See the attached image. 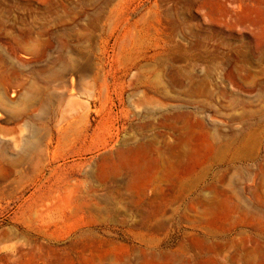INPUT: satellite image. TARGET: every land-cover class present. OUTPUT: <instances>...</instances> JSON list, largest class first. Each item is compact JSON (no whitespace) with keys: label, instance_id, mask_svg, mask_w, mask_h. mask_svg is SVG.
Masks as SVG:
<instances>
[{"label":"rangeland","instance_id":"1","mask_svg":"<svg viewBox=\"0 0 264 264\" xmlns=\"http://www.w3.org/2000/svg\"><path fill=\"white\" fill-rule=\"evenodd\" d=\"M0 264H264V0H0Z\"/></svg>","mask_w":264,"mask_h":264},{"label":"bare ground","instance_id":"2","mask_svg":"<svg viewBox=\"0 0 264 264\" xmlns=\"http://www.w3.org/2000/svg\"><path fill=\"white\" fill-rule=\"evenodd\" d=\"M65 131H66V129H64ZM68 131V130H67ZM62 133H64L63 131H62ZM66 135V134H65ZM234 219V218H233ZM233 219H231V218H227V222L229 221V226L231 227V228H233V229H235L236 227H237V223H236V221L235 220H233ZM229 227V228H230ZM253 258H254V256H253Z\"/></svg>","mask_w":264,"mask_h":264},{"label":"crops","instance_id":"3","mask_svg":"<svg viewBox=\"0 0 264 264\" xmlns=\"http://www.w3.org/2000/svg\"><path fill=\"white\" fill-rule=\"evenodd\" d=\"M223 156H224V155L222 154V157H221L220 159H222V158H223Z\"/></svg>","mask_w":264,"mask_h":264}]
</instances>
